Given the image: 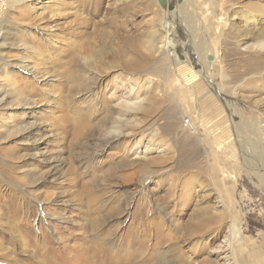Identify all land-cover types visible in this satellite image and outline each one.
<instances>
[{
  "label": "rangeland",
  "instance_id": "rangeland-1",
  "mask_svg": "<svg viewBox=\"0 0 264 264\" xmlns=\"http://www.w3.org/2000/svg\"><path fill=\"white\" fill-rule=\"evenodd\" d=\"M164 2L0 0V264H264V0Z\"/></svg>",
  "mask_w": 264,
  "mask_h": 264
},
{
  "label": "bare ground",
  "instance_id": "bare-ground-1",
  "mask_svg": "<svg viewBox=\"0 0 264 264\" xmlns=\"http://www.w3.org/2000/svg\"><path fill=\"white\" fill-rule=\"evenodd\" d=\"M6 1V0H5ZM8 1H10V0H8ZM12 1V3H15V2H17V0H11ZM161 1V0H160ZM176 0H165V2L164 3H167L169 6V8H171L169 11L172 13V14H176V13H178V9L179 8H182V6H180V5H176L175 3H177V2H175ZM162 2H163V0H162ZM4 4V3H3ZM2 4V5H3ZM1 5V6H2ZM184 6V5H183ZM183 9V8H182ZM185 10V9H184ZM189 12V11H188ZM185 13H186V11H185ZM174 14V15H175ZM179 14V13H178ZM167 15V14H166ZM170 16V15H169ZM176 17H178L179 18V16L178 15H175ZM169 18V17H168ZM189 18V17H188ZM169 20V19H168ZM188 21V20H187ZM1 22H2V20H1ZM1 22H0V24H1ZM166 24V26H167V28H166V26H165V28H166V31L170 34V35H175V33H176V31H181V33H182V35H183V33H184V39L182 40L183 41V44H179V46L177 45V47L176 48H179L178 50H177V52L179 53V55L178 54H176L179 58H186L187 60H188V62L190 61V64L189 63H184V62H187V61H179V59H178V61L184 66V67H189L190 66V68H191V66L192 65H194L195 66V64H197L198 62H197V56L196 55H191V54H189V50L192 48V42H191V44H190V40L189 39H185L186 37H185V35H186V32L188 31L187 29H185V27H184V24H183V21H180L179 19H177L176 20V24H177V26L175 25V23L173 22V23H169V22H166L165 23ZM191 25V24H190ZM176 28H177V30H176ZM176 30V31H175ZM178 31V32H179ZM191 33V32H190ZM189 34V33H188ZM181 35V36H182ZM187 36V35H186ZM183 37V36H182ZM181 38V37H180ZM171 43H173V40L171 39V37H168L167 38V42L165 43V44H163V46L165 47V48H167L168 47V45H170ZM201 43V42H200ZM198 45H201V44H198ZM173 46V45H172ZM257 46L258 47H260V48H263L264 49V42H260V43H257ZM170 47H171V45H170ZM196 49V48H195ZM194 49V50H195ZM174 51V50H173ZM192 53V52H191ZM197 54V53H196ZM176 58V57H175ZM208 60V59H207ZM209 61V60H208ZM203 64V63H202ZM198 67H194V68H196L197 70L195 71V75H194V77L196 78V79H199V80H203V81H205L204 82V86H205V83H206V85H208L207 87H209V90L212 92V93H214L215 94V96H217L221 101H223V103L227 106V102H225V99H223V98H220V94H221V92H220V87H218V86H216L215 85V83L213 82V81H210L209 80V78H208V76H207V78H206V74L205 73H203V71H201L200 70V68H199V63H198V65H197ZM41 72V71H40ZM46 74V73H45ZM45 74H43L42 76H44ZM192 74H194V72H192ZM125 103H126V106H131L132 105V101H124ZM121 104V103H120ZM232 122L234 123V127L236 128V123L234 122V119L232 120ZM117 129V128H116ZM118 132V131H117ZM119 134H120V132H119ZM226 137V136H225ZM227 138V137H226ZM228 139V138H227ZM250 147H253V148H250ZM258 147H257V145H255V144H248V146L247 147H245V152H244V154H245V161H247V167L248 168H253V171H255V173L258 175V177L260 178V180H261V182H262V184H264V170H261L260 169V163L257 161V162H255V158L252 156H250V155H252V151L254 150V149H257ZM260 154L262 155V157H263V161H264V152H260ZM256 160H258V159H256ZM257 163H258V165H257ZM45 214V213H44ZM232 226V230H235L234 228H236V226L235 225H231ZM91 246V245H90ZM86 247V246H85ZM75 251H81L82 253H83V251H86V249L84 250V248L82 247V248H78V247H74L73 248ZM73 249H72V251H73ZM89 249V248H88ZM91 249V248H90ZM72 251L70 250V252L69 253H72ZM75 254H72L71 256H74ZM98 255V254H97ZM64 257V256H63ZM75 257H76V255H75ZM74 257V260L72 261V264H84V263H87V264H108L107 262H106V260L105 259H101V257H99V256H96L95 254L93 255L92 254V256H90V257H86V258H82V257H77V258H75ZM110 260L112 261L110 264H128V263H126V262H124L122 259H118V258H110ZM61 264V263H60ZM142 264H145V263H142Z\"/></svg>",
  "mask_w": 264,
  "mask_h": 264
},
{
  "label": "built area",
  "instance_id": "built-area-1",
  "mask_svg": "<svg viewBox=\"0 0 264 264\" xmlns=\"http://www.w3.org/2000/svg\"><path fill=\"white\" fill-rule=\"evenodd\" d=\"M188 120H189V119H188V118H186V119H185V122H188Z\"/></svg>",
  "mask_w": 264,
  "mask_h": 264
},
{
  "label": "water",
  "instance_id": "water-1",
  "mask_svg": "<svg viewBox=\"0 0 264 264\" xmlns=\"http://www.w3.org/2000/svg\"><path fill=\"white\" fill-rule=\"evenodd\" d=\"M178 1H181V0H178ZM208 59H211V57H209Z\"/></svg>",
  "mask_w": 264,
  "mask_h": 264
}]
</instances>
